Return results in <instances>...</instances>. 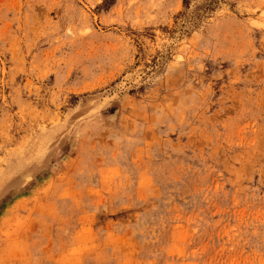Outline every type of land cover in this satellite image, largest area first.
I'll use <instances>...</instances> for the list:
<instances>
[{"label": "rangeland", "instance_id": "rangeland-1", "mask_svg": "<svg viewBox=\"0 0 264 264\" xmlns=\"http://www.w3.org/2000/svg\"><path fill=\"white\" fill-rule=\"evenodd\" d=\"M0 264H264V0H0Z\"/></svg>", "mask_w": 264, "mask_h": 264}]
</instances>
